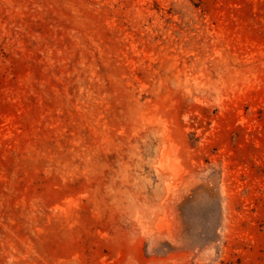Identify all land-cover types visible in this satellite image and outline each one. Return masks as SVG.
I'll return each instance as SVG.
<instances>
[{"label":"rangeland","instance_id":"1","mask_svg":"<svg viewBox=\"0 0 264 264\" xmlns=\"http://www.w3.org/2000/svg\"><path fill=\"white\" fill-rule=\"evenodd\" d=\"M0 264H264V0H0Z\"/></svg>","mask_w":264,"mask_h":264},{"label":"bare ground","instance_id":"2","mask_svg":"<svg viewBox=\"0 0 264 264\" xmlns=\"http://www.w3.org/2000/svg\"><path fill=\"white\" fill-rule=\"evenodd\" d=\"M149 119V118H148ZM149 122H151V119L150 120H148ZM164 151H166V149L164 150ZM164 151H161V152H164ZM163 155V154H162ZM161 160V159H160ZM159 160V161H160ZM162 161V160H161ZM158 166H159V164H158ZM160 166H162V164H160Z\"/></svg>","mask_w":264,"mask_h":264}]
</instances>
